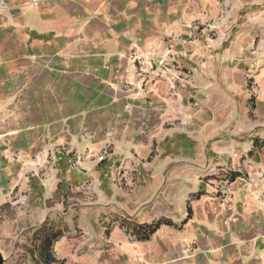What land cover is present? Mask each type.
<instances>
[{"label": "crops", "instance_id": "obj_1", "mask_svg": "<svg viewBox=\"0 0 264 264\" xmlns=\"http://www.w3.org/2000/svg\"><path fill=\"white\" fill-rule=\"evenodd\" d=\"M58 220L52 264H264V0H0V243Z\"/></svg>", "mask_w": 264, "mask_h": 264}, {"label": "trees", "instance_id": "obj_2", "mask_svg": "<svg viewBox=\"0 0 264 264\" xmlns=\"http://www.w3.org/2000/svg\"><path fill=\"white\" fill-rule=\"evenodd\" d=\"M197 195H194L193 198H196ZM190 210V207H189ZM191 213L189 214L190 217ZM167 223V224H174L172 221L169 220H163L159 221L153 226L150 227V229L145 232L143 235V238H148L158 227L161 223ZM68 231L67 227L61 228L59 224L53 222V221H46L36 232L35 235H37V238L39 240V243L36 246V250L38 251V256L41 264H52L56 261L63 262L62 260H58L54 255V246L55 242L63 237L66 232Z\"/></svg>", "mask_w": 264, "mask_h": 264}, {"label": "rangeland", "instance_id": "obj_3", "mask_svg": "<svg viewBox=\"0 0 264 264\" xmlns=\"http://www.w3.org/2000/svg\"><path fill=\"white\" fill-rule=\"evenodd\" d=\"M61 228L66 226L63 220L53 221ZM2 249H0V253L5 259L4 264H40L38 261V251L34 247H27L26 249L15 251L12 250L10 245H7L6 248L4 244L0 243Z\"/></svg>", "mask_w": 264, "mask_h": 264}, {"label": "built area", "instance_id": "obj_4", "mask_svg": "<svg viewBox=\"0 0 264 264\" xmlns=\"http://www.w3.org/2000/svg\"><path fill=\"white\" fill-rule=\"evenodd\" d=\"M167 44V47H168V51H170V49H171V47H170V45H169V43H166ZM141 61H142V59H141ZM141 68V70L140 71H143L144 72V63H141V66H140ZM109 149L110 148H106L105 150H104V152L100 155V157H99V159L100 160H103V159H105L106 158V156L109 154ZM232 173V172H231ZM230 172H227V175H226V177L229 179L230 177ZM231 185H232V181H229L228 182V185H227V187H226V191H228L230 188H231Z\"/></svg>", "mask_w": 264, "mask_h": 264}, {"label": "water", "instance_id": "obj_5", "mask_svg": "<svg viewBox=\"0 0 264 264\" xmlns=\"http://www.w3.org/2000/svg\"><path fill=\"white\" fill-rule=\"evenodd\" d=\"M5 262V259L4 257L2 256V254L0 253V264H4Z\"/></svg>", "mask_w": 264, "mask_h": 264}]
</instances>
